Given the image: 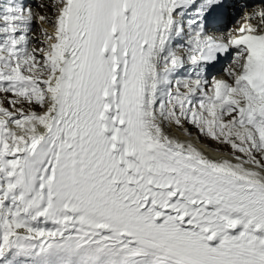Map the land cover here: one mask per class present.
<instances>
[{"label": "snow or ice", "instance_id": "6c2138e0", "mask_svg": "<svg viewBox=\"0 0 264 264\" xmlns=\"http://www.w3.org/2000/svg\"><path fill=\"white\" fill-rule=\"evenodd\" d=\"M0 264H264V0H0Z\"/></svg>", "mask_w": 264, "mask_h": 264}]
</instances>
